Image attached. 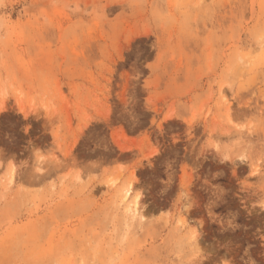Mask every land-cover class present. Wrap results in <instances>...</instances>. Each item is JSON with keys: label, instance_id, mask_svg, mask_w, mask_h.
Masks as SVG:
<instances>
[{"label": "rangeland", "instance_id": "rangeland-1", "mask_svg": "<svg viewBox=\"0 0 264 264\" xmlns=\"http://www.w3.org/2000/svg\"><path fill=\"white\" fill-rule=\"evenodd\" d=\"M0 264H264V0H0Z\"/></svg>", "mask_w": 264, "mask_h": 264}, {"label": "bare ground", "instance_id": "bare-ground-1", "mask_svg": "<svg viewBox=\"0 0 264 264\" xmlns=\"http://www.w3.org/2000/svg\"><path fill=\"white\" fill-rule=\"evenodd\" d=\"M130 189H127L126 191H125V197L124 198H129L130 197ZM136 205H137V203L135 202V204H134V211H136Z\"/></svg>", "mask_w": 264, "mask_h": 264}]
</instances>
